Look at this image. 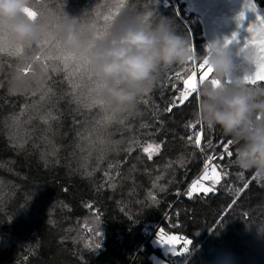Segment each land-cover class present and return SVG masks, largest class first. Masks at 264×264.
Masks as SVG:
<instances>
[{
    "label": "trees",
    "instance_id": "1",
    "mask_svg": "<svg viewBox=\"0 0 264 264\" xmlns=\"http://www.w3.org/2000/svg\"><path fill=\"white\" fill-rule=\"evenodd\" d=\"M254 3L264 11V0ZM31 8L50 42L0 50V264H264V173L239 169L235 146L230 157L223 148L230 138L196 124L195 93L179 102L191 91L184 80L198 86L206 71L195 67L207 46L197 17L172 0H31ZM150 9L173 21L194 58L163 71L133 114L113 115L92 104L93 81L65 61L50 25L65 11L100 36L121 15ZM13 78L22 91H9ZM48 114L55 119L45 124ZM196 133L200 148L188 140ZM213 166L219 182L215 173L203 182L215 190L190 197ZM159 234L181 247L164 255Z\"/></svg>",
    "mask_w": 264,
    "mask_h": 264
},
{
    "label": "clouds",
    "instance_id": "2",
    "mask_svg": "<svg viewBox=\"0 0 264 264\" xmlns=\"http://www.w3.org/2000/svg\"><path fill=\"white\" fill-rule=\"evenodd\" d=\"M25 8H31V0H0V35L31 51L43 37L44 24L37 9L31 8L33 17ZM79 21L64 11L49 31L66 54L87 66L93 101L113 115L133 114L138 98L152 91L163 71L194 58L190 40L154 9L123 14L100 36ZM253 57L251 49L233 53L225 45L205 46L199 59L211 73L194 92V119L230 138L239 169L264 173V86L244 82ZM23 87L20 78L9 82L12 93Z\"/></svg>",
    "mask_w": 264,
    "mask_h": 264
},
{
    "label": "snow or ice",
    "instance_id": "3",
    "mask_svg": "<svg viewBox=\"0 0 264 264\" xmlns=\"http://www.w3.org/2000/svg\"><path fill=\"white\" fill-rule=\"evenodd\" d=\"M23 11L25 13H27L28 15H30V16H33V17L35 16V12L30 10L29 8H25ZM246 11L255 12V7L252 6V5H246ZM244 18H245V12L241 11L240 14L236 17L237 25H239V22L241 20H243ZM105 19L107 20V19H109V17H105ZM256 19L258 20V25H253V26H250V27L247 28V31L251 34V36H250V39L247 40L244 43L243 47L241 48V50L251 49V50L254 51V57L250 61V63L256 65V71L253 74H248L247 76L244 77V82L247 83V84H252V85H256L258 83V81H264V15H257ZM51 39H55V37H52ZM236 40H237V33L233 32L232 35H231V39H226L224 41V45L227 46L228 44L233 43ZM49 42H50L49 39H43V40H40L38 43H40L41 46H43V45H47ZM4 44H8V43H7L6 39H5V37L3 35H0V45H4ZM22 48H23V46H18L17 50L19 51ZM192 52H193V57H194V55H195L194 47L192 48ZM64 59H65L66 62L69 61V60L75 61L71 57L70 54H66L64 56ZM192 60L193 59H191L190 61H192ZM77 64H78L77 71H79L81 68H83L87 72L88 78L93 81V77H92L91 73L89 72L87 66L85 64L81 63V62H77ZM66 66H67V64H66ZM28 67L31 68V65H29ZM195 67H199L200 69H205L206 68V71H204V74L200 76V81H203V80H205V79H207L209 77V74L211 73V69L207 68L203 62H199ZM195 67L192 69V71H195ZM176 76H177V78H181L179 73H177ZM184 83L187 84L188 81L185 79ZM213 83H216V82L213 81ZM196 87H197L196 83L194 82L192 84V86H191V91L190 92H188V93H183L182 92L181 96L183 97V99H180L179 102L183 103L185 100H187L188 96H190L192 93H194L196 91ZM48 91L50 92L51 89H49ZM92 93H93V90L91 89L90 92H89V95H91ZM41 99L43 100L44 96H42ZM92 104H96V103L94 101H92ZM89 106H91V105H89ZM168 110L170 111L171 109H168ZM14 119H18V118H14ZM41 119L44 121L45 124H47L50 119H55V117H52L51 114H48V116H43V117H41ZM106 119H110V118H106ZM196 124H199V123L196 122ZM195 126H196L195 124L190 125V127H193V128ZM195 136H196L195 141H193V137L192 136H189L188 140L190 142H194L196 147L200 148L201 147V144H200L201 134L200 133H196ZM100 143L103 144L104 140L101 139ZM231 145L232 144H231L230 141H228L227 144L223 145L224 151L226 152L227 156H229V157L232 155V152L229 150ZM151 147L152 146L149 145V147L145 148L144 151L145 152H149V149ZM159 148H160V146L156 145L155 146V151L159 152ZM151 155H152L151 152H149V159H151ZM213 159H215V157H209V161L206 162V168L208 167V164ZM220 159H223V156H221ZM212 172L215 173L214 183H218L219 179H220V174L217 172L215 166L212 167ZM157 179H159V177ZM203 179H212V177H210L208 175L207 171H206ZM199 183L200 182L197 181V182H195L192 185V189L188 193V195L190 197L192 196L193 192L197 191L196 184H199ZM214 190L215 189L212 188V187H205V188L202 189V191L205 194H207L208 192L214 191ZM97 234H99V233H97ZM175 239H177V238L176 237H170L169 238V240H173V241ZM164 243L167 244L168 241H164ZM190 243H191L190 240H185L184 241L185 245H189ZM99 246H100L99 244L96 245L97 248ZM187 249H188L187 247H184L182 252L187 251Z\"/></svg>",
    "mask_w": 264,
    "mask_h": 264
},
{
    "label": "water",
    "instance_id": "4",
    "mask_svg": "<svg viewBox=\"0 0 264 264\" xmlns=\"http://www.w3.org/2000/svg\"><path fill=\"white\" fill-rule=\"evenodd\" d=\"M186 10L197 17L201 36L207 46L213 43L224 45L226 39H231L233 32L237 40L226 47L233 53L238 52L251 34L247 28L258 25L257 15H264L254 3V0H183ZM246 5L255 7V12L246 11ZM241 11L245 18L237 25L236 17ZM256 71V65L249 63L248 74ZM264 84V81H258Z\"/></svg>",
    "mask_w": 264,
    "mask_h": 264
},
{
    "label": "rangeland",
    "instance_id": "5",
    "mask_svg": "<svg viewBox=\"0 0 264 264\" xmlns=\"http://www.w3.org/2000/svg\"><path fill=\"white\" fill-rule=\"evenodd\" d=\"M49 38H50V35L47 37V39H49ZM6 46H7V44L0 45V50H4L6 48ZM13 52L18 53V51H15V50ZM60 72H62V71H60ZM187 81H188L187 87L191 88L192 78L188 79ZM204 175H205V173H202L198 177V179L195 181V182H197V181L200 182L199 184H196L197 190H201L202 191L203 188L211 187L213 185V184L211 185V183H213V182H210L209 183L210 185L206 184L205 182H203ZM208 175L210 177H214L213 176V172H209ZM170 237H176L177 239H175L174 241L173 240H169ZM156 238L157 239L153 240V243H154V245H157L158 247H160V249H161V251H162V253L164 255L176 253V249H179L181 247L182 242H183L176 235L163 236V235L159 234ZM164 241H168V243L165 244ZM153 262H154V264H164L162 261H159V260H153Z\"/></svg>",
    "mask_w": 264,
    "mask_h": 264
},
{
    "label": "built area",
    "instance_id": "6",
    "mask_svg": "<svg viewBox=\"0 0 264 264\" xmlns=\"http://www.w3.org/2000/svg\"><path fill=\"white\" fill-rule=\"evenodd\" d=\"M180 1H182L183 2V0H172V4L174 5V7L176 8L177 7V4H179V2ZM186 9V8H185ZM187 11V10H186ZM188 12V11H187ZM263 13H264V11H262ZM189 13V12H188ZM184 15H186L185 13H184ZM219 155H212L211 157H218ZM207 160L209 161V157L207 158ZM212 161V160H211Z\"/></svg>",
    "mask_w": 264,
    "mask_h": 264
}]
</instances>
